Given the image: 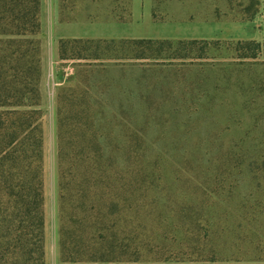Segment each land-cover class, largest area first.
Masks as SVG:
<instances>
[{
    "label": "rangeland",
    "instance_id": "rangeland-1",
    "mask_svg": "<svg viewBox=\"0 0 264 264\" xmlns=\"http://www.w3.org/2000/svg\"><path fill=\"white\" fill-rule=\"evenodd\" d=\"M78 1L82 10L92 0ZM93 1L89 11L105 19L108 0L101 9L96 7L102 0ZM154 5L165 24L194 33L202 23L241 24L250 0H154ZM263 21L262 0L254 22L264 37ZM147 32L173 34L163 25ZM234 53L219 51L218 64L204 67L98 72L65 90L75 96L71 111L82 114L87 138L95 137L92 144L102 148L100 159L142 186V209L156 217L149 228L162 233L161 220H173L181 205L199 207L202 238L208 240L190 246L193 254L179 251L183 236L171 228L165 240L181 254L174 264H264V54L236 60ZM47 125L51 130V119ZM53 138L52 133L46 151L47 254L48 264H60L59 148Z\"/></svg>",
    "mask_w": 264,
    "mask_h": 264
},
{
    "label": "trees",
    "instance_id": "trees-1",
    "mask_svg": "<svg viewBox=\"0 0 264 264\" xmlns=\"http://www.w3.org/2000/svg\"><path fill=\"white\" fill-rule=\"evenodd\" d=\"M59 1L62 23L78 22L83 14L92 23L132 22L133 0L106 1L105 19L89 11L96 1L84 5L83 12L78 0ZM261 2L250 0L240 22H254ZM153 21L168 22L158 18L156 9ZM42 31V0H0V264H48ZM60 50L63 61L92 62L90 67H103L107 72L114 68L210 66L218 64L223 55L216 53L224 50L235 52L236 60H257L264 54V44L63 40ZM65 90L58 97L60 264H174L181 254L175 251L174 242L169 245L165 240L171 228L183 236L179 251L193 254L190 246L199 248L208 240L202 238L199 207L181 205L173 212V220H161L162 233L159 228H149L148 222L156 217L142 209L145 203L138 194L142 186L100 159L102 148L92 144L95 137L87 138L85 129H89L81 121L82 114L71 111L75 96ZM84 95L88 93L84 91ZM68 101L71 107L66 105ZM67 111L71 112L63 117Z\"/></svg>",
    "mask_w": 264,
    "mask_h": 264
},
{
    "label": "crops",
    "instance_id": "crops-1",
    "mask_svg": "<svg viewBox=\"0 0 264 264\" xmlns=\"http://www.w3.org/2000/svg\"><path fill=\"white\" fill-rule=\"evenodd\" d=\"M264 2V0H263ZM154 0H133L132 22L129 24L92 23L84 15L78 22L62 23L60 19V1L42 0V82L43 110L45 113V152L50 147L51 134L53 147L58 150L59 93L76 85L90 82L94 72L104 73L103 67H90V63L79 60L63 61L60 43L63 40H219V41H256L263 43V35L257 22L227 24L224 22L202 23L199 32H188L184 25L174 23L156 24L153 21ZM155 25L168 26L172 35L150 37ZM121 70L119 68H114ZM111 71V70H110ZM51 119V130L48 127ZM47 165V152H46Z\"/></svg>",
    "mask_w": 264,
    "mask_h": 264
},
{
    "label": "built area",
    "instance_id": "built-area-1",
    "mask_svg": "<svg viewBox=\"0 0 264 264\" xmlns=\"http://www.w3.org/2000/svg\"><path fill=\"white\" fill-rule=\"evenodd\" d=\"M263 24H264V21H263Z\"/></svg>",
    "mask_w": 264,
    "mask_h": 264
}]
</instances>
